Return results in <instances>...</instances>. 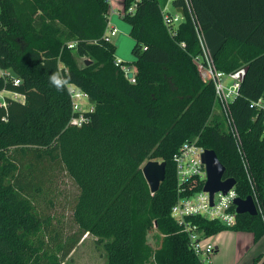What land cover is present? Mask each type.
<instances>
[{"label":"trees","instance_id":"1","mask_svg":"<svg viewBox=\"0 0 264 264\" xmlns=\"http://www.w3.org/2000/svg\"><path fill=\"white\" fill-rule=\"evenodd\" d=\"M133 1H122L121 18L134 39L135 82L115 64L109 0H30L27 13L15 0H0V68L20 79L0 75V91L24 95L0 97V264H66L84 234L103 242L108 264H202L171 216L172 155L187 138L213 149L237 196L252 195L264 210V113L249 106L264 98V0H191L202 30L224 37L212 57L216 67L245 68L231 110L249 175L221 115L213 114L214 86L200 75L203 49L183 0H171L168 12L183 18L170 24L163 19L167 0H136L127 12ZM69 83L94 104L81 126L69 122ZM158 157L165 178L152 192L142 163ZM63 173L77 188L72 229L46 200ZM193 221L205 237L222 230L248 231L255 240L264 234L259 211L237 213L231 227ZM153 227L161 236L155 248L147 241Z\"/></svg>","mask_w":264,"mask_h":264},{"label":"built area","instance_id":"2","mask_svg":"<svg viewBox=\"0 0 264 264\" xmlns=\"http://www.w3.org/2000/svg\"><path fill=\"white\" fill-rule=\"evenodd\" d=\"M184 6L191 18L197 38L203 49L202 58H198V66L200 75L206 81L212 82L214 86L215 106L218 108L221 115L225 130L233 137L236 149L238 151L242 166L247 175H249V163L246 153L243 148L241 135L231 110V103L239 94V88L243 79L245 68L241 67L232 72H225L216 67L212 56H209L204 43V31L193 10L191 0H183ZM136 6V0L133 1L127 12H132ZM121 9V14L124 13ZM109 17V15H108ZM183 15L180 11L175 10L169 13L163 7V19L167 24L173 23L175 20H180ZM109 23V18H108ZM107 38L110 39L117 33L115 26H111L106 31ZM183 46L185 42L181 43ZM68 47H74V42L68 43ZM84 60V59H83ZM115 64L119 65L125 72L131 71L133 74L129 81L135 82V76L132 65L126 64L124 60L115 57ZM4 72H1L3 75ZM15 83L20 79L12 77ZM68 93L71 101L72 115L70 117V124L81 126L89 120V112L94 109V104L88 98L86 91L79 86L69 83L67 85ZM13 97L24 101V95L18 92H13ZM251 108L260 110L264 113V98L259 97L249 103ZM205 148L197 142L196 137L185 139L177 150L172 155V160L175 166L176 176V194L177 198L171 207V216L175 219L177 224L181 227V231L188 236L189 247L199 257L202 264L204 258L212 253L215 249L214 244L208 241L198 225L193 221L194 218L202 217L208 220H218L227 227H231L236 223L237 211L235 209L234 199L237 197V192L232 186L227 192L215 191L212 199L208 191L203 190L206 180V165L202 161V152ZM257 210L261 213L264 223V210L260 203L256 204Z\"/></svg>","mask_w":264,"mask_h":264},{"label":"rangeland","instance_id":"3","mask_svg":"<svg viewBox=\"0 0 264 264\" xmlns=\"http://www.w3.org/2000/svg\"><path fill=\"white\" fill-rule=\"evenodd\" d=\"M15 2L17 6L25 10L26 13L30 11V0H15ZM112 6L113 7L109 14V22H112V24L115 25L117 33L114 36H111L110 39L116 44L115 55L124 60V62H128L129 65H132L134 56L131 53V48L134 43V39L129 34V24L127 21L121 18L120 14L122 8L120 5L115 4ZM110 23L108 24L107 29H110ZM83 59L81 58L78 60L81 63L83 62ZM9 76L12 78L15 75L12 76L10 74ZM2 96V91H0V97ZM11 97H13V94ZM213 114H217L218 116L220 115L216 106L213 109ZM152 160L162 161L160 157L152 158ZM146 161L148 160H145L142 165H144ZM48 188L50 192L46 195V200H48V203H50V201H54L55 203L52 205V211H56L58 217L63 220V223H65L66 227L67 225H70V229L74 228V224L72 225L70 222L71 207L77 192L75 183L68 175L63 173L59 174L56 180L50 184ZM40 201H42V199ZM43 202L44 201L41 202L42 205H44ZM227 233H229L227 230L223 231L220 233V236L226 235ZM160 238L161 236L158 235L155 227H153L147 235V241L154 248L160 245ZM212 238L208 237L207 240L213 243ZM213 253L214 251L204 258V263L213 264L211 263ZM224 253L226 257H230L233 254L230 249ZM66 264H108L103 242H99L98 239L93 235L84 234L80 242L69 254L68 258L66 259Z\"/></svg>","mask_w":264,"mask_h":264},{"label":"crops","instance_id":"4","mask_svg":"<svg viewBox=\"0 0 264 264\" xmlns=\"http://www.w3.org/2000/svg\"><path fill=\"white\" fill-rule=\"evenodd\" d=\"M123 0H109L110 9H112V5H120L122 8ZM164 8L168 11L171 10V0H167ZM109 18V17H108ZM110 23V22H109ZM108 23V24H109ZM111 26H115L110 23ZM130 29V25H129ZM108 30V29H107ZM129 31V30H128ZM204 43L207 49V53L209 56L213 57V54L217 50V48L224 41V37L214 29H209L204 31L203 33ZM116 47L114 41H112ZM116 56V55H115ZM117 57V56H116ZM134 59V58H133ZM133 69L135 66L132 64ZM3 75H12L14 76L10 70L0 68ZM3 96H11L12 91L9 90H1ZM2 96V97H3ZM264 180V179H263ZM226 231V230H223ZM220 231L216 234H213L208 237H213L212 241L214 244V253L211 258V263L213 264H264V234L257 240L254 239V236L251 232L248 231H236V230H227L229 233L226 235L220 236ZM231 250L233 253L230 257H226L225 253L228 250Z\"/></svg>","mask_w":264,"mask_h":264},{"label":"water","instance_id":"5","mask_svg":"<svg viewBox=\"0 0 264 264\" xmlns=\"http://www.w3.org/2000/svg\"><path fill=\"white\" fill-rule=\"evenodd\" d=\"M179 21V20H178ZM85 63L92 62L91 59H84ZM132 72H127V78L132 76ZM202 161L206 165V180L203 186V190L208 191L210 199H212L215 191L227 192L235 184L233 177L223 178L225 172L224 164L219 160L216 152L213 149H205L202 152ZM143 175L149 185L152 192L159 189L161 182L165 178L166 162L158 160H148L142 165ZM235 209L237 213H249L256 215L258 210L254 198L252 195H248L245 198L237 196L234 199Z\"/></svg>","mask_w":264,"mask_h":264},{"label":"clouds","instance_id":"6","mask_svg":"<svg viewBox=\"0 0 264 264\" xmlns=\"http://www.w3.org/2000/svg\"><path fill=\"white\" fill-rule=\"evenodd\" d=\"M51 79H52V81H53L54 83H56V84H59V83H60L59 79H57L56 76H53Z\"/></svg>","mask_w":264,"mask_h":264}]
</instances>
